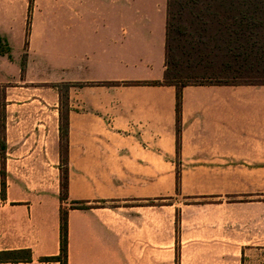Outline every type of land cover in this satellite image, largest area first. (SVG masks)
I'll return each mask as SVG.
<instances>
[{
	"label": "crops",
	"instance_id": "obj_1",
	"mask_svg": "<svg viewBox=\"0 0 264 264\" xmlns=\"http://www.w3.org/2000/svg\"><path fill=\"white\" fill-rule=\"evenodd\" d=\"M168 2L0 0V250L60 252L66 84L67 264H264V84H187L178 122L124 83L163 79Z\"/></svg>",
	"mask_w": 264,
	"mask_h": 264
},
{
	"label": "trees",
	"instance_id": "obj_2",
	"mask_svg": "<svg viewBox=\"0 0 264 264\" xmlns=\"http://www.w3.org/2000/svg\"><path fill=\"white\" fill-rule=\"evenodd\" d=\"M32 1V0H31ZM220 4V7L218 6ZM178 5L180 8L178 12H181L184 8H189L190 13L204 14L207 21L211 23L213 16L218 13L217 9H224V12L230 14L232 19L231 24L224 23L223 29L226 30L225 34L238 40L243 37L248 41L252 40L253 45H257L260 41L264 42V0H169L168 2V29H167V52H166V70L164 72L163 79L157 80H133L125 81L126 84H170L176 87L177 96V113L179 122V109L181 102V93L185 85L191 83L202 82H190L184 79L183 68L179 66V63L170 61L169 59V39L171 34V21L176 19V13L174 7ZM176 14V15H175ZM209 18V19H208ZM212 19V20H211ZM219 23H222L219 20ZM205 24L207 22L205 21ZM30 31V25L27 28V40ZM260 47L259 58H264V44ZM255 53L253 50L246 53H239V56L243 55L246 58H250ZM237 56V55H236ZM254 56V55H253ZM240 66L238 68H241ZM237 71V70H235ZM234 73V71H232ZM239 77V76H237ZM231 83H249V84H264L263 81H225ZM60 89L62 107L60 109V150H61V175H60V252L56 255L42 256V260H51L59 262L60 264H67L68 262V215L71 208H88L90 207L86 201L83 200H69V165H68V132H69V109L67 107L66 88ZM179 130V126H178ZM2 196H5L6 192V180L3 178L2 182ZM69 204V205H67ZM32 261L31 248H19V249H4L0 250V262H30Z\"/></svg>",
	"mask_w": 264,
	"mask_h": 264
},
{
	"label": "rangeland",
	"instance_id": "obj_3",
	"mask_svg": "<svg viewBox=\"0 0 264 264\" xmlns=\"http://www.w3.org/2000/svg\"><path fill=\"white\" fill-rule=\"evenodd\" d=\"M220 7V4H218ZM178 5L174 7L176 19L171 21V34L169 39V59L179 63L183 68L184 79L190 82H225V81H263L264 58H259V44L253 45L252 40L230 39L224 23L231 24L230 14L217 9L213 21L208 22L204 14L190 13L189 8L178 12ZM182 8H180L181 10ZM209 19V18H208ZM212 20V19H211ZM219 20L222 23H219ZM205 21L207 24H205ZM224 21V23H223ZM253 50L251 59L246 53ZM245 53L239 56V53ZM237 55V56H236ZM243 66L241 68H238ZM237 70V71H235ZM234 71V73H232ZM239 76V77H237ZM65 85H61L64 89ZM69 205V204H67ZM36 256L30 262H5L0 264H60L56 261L42 260Z\"/></svg>",
	"mask_w": 264,
	"mask_h": 264
}]
</instances>
